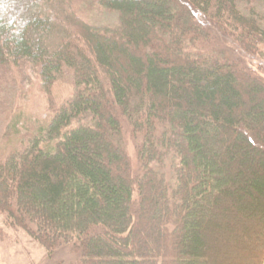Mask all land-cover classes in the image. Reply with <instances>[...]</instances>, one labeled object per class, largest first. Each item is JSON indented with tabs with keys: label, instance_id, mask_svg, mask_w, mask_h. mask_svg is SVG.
Segmentation results:
<instances>
[{
	"label": "trees",
	"instance_id": "1",
	"mask_svg": "<svg viewBox=\"0 0 264 264\" xmlns=\"http://www.w3.org/2000/svg\"><path fill=\"white\" fill-rule=\"evenodd\" d=\"M85 1L0 0L6 223L79 264H263L264 0ZM68 75L25 132L18 83Z\"/></svg>",
	"mask_w": 264,
	"mask_h": 264
},
{
	"label": "rangeland",
	"instance_id": "2",
	"mask_svg": "<svg viewBox=\"0 0 264 264\" xmlns=\"http://www.w3.org/2000/svg\"><path fill=\"white\" fill-rule=\"evenodd\" d=\"M82 8L78 7L81 17L87 19L89 23L112 24L117 22L115 13L97 7L92 1L86 0ZM221 42L219 48L222 49ZM235 46L229 40L227 43L224 42V50L229 51L228 53L233 57L239 58L240 53L237 50L235 51ZM262 74L264 75V71ZM70 78L68 75V77L55 82L49 94L41 91L40 85L36 82L32 86L26 80L18 83V88L15 90L20 93L19 97L16 98L17 104L22 106V108H19L23 110L24 121L27 123L23 128L25 132L28 128V131L34 133L38 125L46 120L52 110L58 108L71 97L74 85ZM3 117L0 114V133L8 127L10 122L9 119L6 120ZM128 140V154L136 167L138 162L135 144L131 138H128ZM167 165L166 168L170 171L169 164ZM78 256L69 246H62L55 251L52 257H48L45 247L23 229L9 226L6 223L5 216L0 213V264H79L80 258Z\"/></svg>",
	"mask_w": 264,
	"mask_h": 264
},
{
	"label": "water",
	"instance_id": "3",
	"mask_svg": "<svg viewBox=\"0 0 264 264\" xmlns=\"http://www.w3.org/2000/svg\"><path fill=\"white\" fill-rule=\"evenodd\" d=\"M264 264V263H263Z\"/></svg>",
	"mask_w": 264,
	"mask_h": 264
}]
</instances>
